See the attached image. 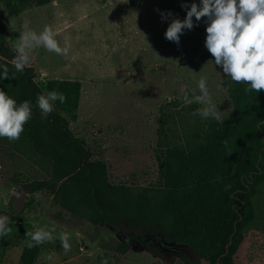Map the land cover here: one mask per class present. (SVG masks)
Wrapping results in <instances>:
<instances>
[{
  "label": "rangeland",
  "instance_id": "374dc122",
  "mask_svg": "<svg viewBox=\"0 0 264 264\" xmlns=\"http://www.w3.org/2000/svg\"><path fill=\"white\" fill-rule=\"evenodd\" d=\"M2 7L14 52L22 29L39 33L48 25L61 46L67 39V55L40 46L29 52L28 65L34 67L35 81L46 93H63L75 85L76 120L59 100L53 104L95 156L107 160L115 182L143 185L159 180L155 148L160 107L173 99L184 100L186 92L199 95L201 77L206 78L219 119L230 118L234 111L226 86L231 79L221 67L208 63L214 57L205 47L204 27L194 24L193 29H185L179 45L167 40L164 33L171 21L183 19L158 0H10ZM169 12L172 15L162 19L161 13ZM22 172L43 178L32 163L19 156L12 159L0 148V215L10 217L11 229L0 235V264H19L30 239L26 234L44 224L56 232L52 240L43 242L35 264H101L105 258L108 264H165L143 250L129 258L117 257L118 239L109 228L96 229L68 213L59 218L60 207L47 193L27 194L25 209L14 215V195L24 191L11 178ZM255 210L239 264H264V185ZM61 231L70 233L69 250L62 248Z\"/></svg>",
  "mask_w": 264,
  "mask_h": 264
},
{
  "label": "trees",
  "instance_id": "16d2710c",
  "mask_svg": "<svg viewBox=\"0 0 264 264\" xmlns=\"http://www.w3.org/2000/svg\"><path fill=\"white\" fill-rule=\"evenodd\" d=\"M9 1L0 0V64L9 69L0 89L18 104L30 101L32 114L18 139L0 137V148L12 159L19 156L32 163L43 176L22 172L12 181L27 194L51 195L60 207L59 218L68 213L96 229L109 228L118 239L115 255L119 258L143 250L165 264H193L184 255L165 251L161 247L165 243L190 246L210 264H239L247 231L256 218V196L264 185L260 122L264 90L248 92L245 82L227 81L234 111L224 121L194 115L202 106L195 101L165 103L159 110L155 148L159 180L143 185L115 182L107 160L95 156L86 141L75 135L69 119L53 102L52 112L41 117L37 96L47 93L35 81L34 67L27 65L17 72L11 62L17 53L7 38L2 7ZM158 1L182 19L185 5L199 4V0ZM206 20L193 17V23L205 30ZM74 86L63 91L64 110L72 120L77 119L72 112L78 107ZM43 247V243L32 248L26 244L19 264H35Z\"/></svg>",
  "mask_w": 264,
  "mask_h": 264
},
{
  "label": "clouds",
  "instance_id": "9594fccd",
  "mask_svg": "<svg viewBox=\"0 0 264 264\" xmlns=\"http://www.w3.org/2000/svg\"><path fill=\"white\" fill-rule=\"evenodd\" d=\"M186 7V17L183 20L173 19L164 36L167 40L179 45L180 36L185 29L194 27L193 17L196 21L206 17L205 47L214 57L215 66L222 68L226 77L234 82H245V91L264 90V0H199ZM172 13H161L162 19H167ZM16 46V55L12 64L17 72H22L30 62L29 52L34 48L43 46L50 52L58 55H67L70 45L65 39L61 46L56 39V32L51 26L46 25L42 31L28 28L22 29ZM9 76L7 65L0 64V80ZM199 95H184V102L191 104L194 101L200 105L194 115L202 118L219 119V111L209 92L205 77L197 83ZM66 97L62 92L49 91L47 95H38L36 105L41 111V117L47 118L53 110L52 102L59 100L64 103ZM32 106L30 101H17L0 89V137L18 139L24 131V124L31 118ZM264 125V120H260ZM260 126V125H258ZM10 217L0 215V235L11 231ZM56 232L55 227L47 224L35 227L27 233V247L32 248L46 240H52ZM58 238L64 250L70 249V233L61 231ZM47 260L51 262L52 256ZM101 264H108L105 258Z\"/></svg>",
  "mask_w": 264,
  "mask_h": 264
},
{
  "label": "water",
  "instance_id": "95a60500",
  "mask_svg": "<svg viewBox=\"0 0 264 264\" xmlns=\"http://www.w3.org/2000/svg\"><path fill=\"white\" fill-rule=\"evenodd\" d=\"M15 199L12 203V213L14 215H19L26 207V197L27 193L19 191L16 192L14 195ZM161 247L166 249L167 251L176 253V254H181L190 259L193 264H198V262L201 259L200 253L193 249L190 246L186 245H176V244H165L162 243ZM203 264H210V261L206 259H202Z\"/></svg>",
  "mask_w": 264,
  "mask_h": 264
},
{
  "label": "flooded vegetation",
  "instance_id": "af4514ba",
  "mask_svg": "<svg viewBox=\"0 0 264 264\" xmlns=\"http://www.w3.org/2000/svg\"><path fill=\"white\" fill-rule=\"evenodd\" d=\"M164 249V248H163ZM165 251H167L166 249H164ZM170 252V251H169ZM201 261H202V259H201ZM200 262V261H199ZM199 262H198V264H199Z\"/></svg>",
  "mask_w": 264,
  "mask_h": 264
},
{
  "label": "crops",
  "instance_id": "0c3cea01",
  "mask_svg": "<svg viewBox=\"0 0 264 264\" xmlns=\"http://www.w3.org/2000/svg\"><path fill=\"white\" fill-rule=\"evenodd\" d=\"M22 254V253H21Z\"/></svg>",
  "mask_w": 264,
  "mask_h": 264
}]
</instances>
